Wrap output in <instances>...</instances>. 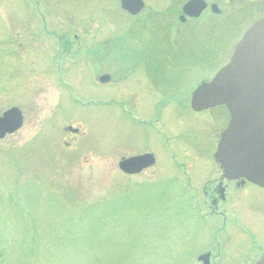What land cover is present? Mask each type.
<instances>
[{
    "label": "rangeland",
    "instance_id": "rangeland-1",
    "mask_svg": "<svg viewBox=\"0 0 264 264\" xmlns=\"http://www.w3.org/2000/svg\"><path fill=\"white\" fill-rule=\"evenodd\" d=\"M187 1L146 0L132 17L119 0H0V115L13 106L26 114L24 127L0 141V264H200L185 230L183 188L190 177L214 178L225 113L196 115L143 90L132 91L142 101L138 110L127 103L136 96L128 88L121 98L119 87L141 86L126 75L138 57L216 55L244 33L264 0H206L222 14L208 9L182 26ZM6 48L18 51L10 57ZM107 73L119 80L107 94L86 84ZM42 78L54 81L51 94L33 84ZM103 96L109 105L99 109L94 103ZM140 111L165 116L168 138L188 154L175 163L160 143L165 129L159 135L136 123ZM69 125L86 132L76 137ZM146 152L156 155L155 166L135 176L121 171L122 159ZM245 199L247 224L264 233V190L251 187ZM202 241L212 244L207 235Z\"/></svg>",
    "mask_w": 264,
    "mask_h": 264
},
{
    "label": "flooded vegetation",
    "instance_id": "flooded-vegetation-1",
    "mask_svg": "<svg viewBox=\"0 0 264 264\" xmlns=\"http://www.w3.org/2000/svg\"><path fill=\"white\" fill-rule=\"evenodd\" d=\"M218 6L220 7L219 3ZM263 15L264 9L260 14L252 17L253 20L247 29L261 19ZM230 47V42L227 45L225 43L221 48L219 47L216 50V55L209 56L200 61L197 60L198 57H188L185 55L138 57L131 67H126L133 70L126 75L129 78L131 77V80L133 78L142 79L141 86L138 84L137 87L133 86L132 83L126 81V78H122L121 81L126 82L121 83L122 88L120 90L123 94L121 97L125 98V95L128 96V94H125L128 88L131 92L143 90L146 93L155 94L157 91L161 95L159 98L163 102L162 104L171 106V101L174 99L177 104H185V107H189L191 110L192 94L203 81L214 78L230 60L232 49ZM121 68L123 69V67ZM106 75L109 76V82L104 84V87L101 85L102 75L95 78L96 80L91 81L94 86L100 87L101 90L104 89L105 93H107V88L110 85H115L119 81L115 82L112 74L107 73ZM196 80L199 81L196 83L194 89H192L191 97L188 98L189 100L185 99V96L189 95L187 93L189 92V85H195ZM189 81L192 82L189 83ZM37 82L40 83L42 90L49 91V94L54 90V81H44L42 78V80L33 81V84H37ZM129 95L136 96V99L138 98L135 93H129ZM137 101V103H131L130 101L127 103L140 110L142 101L139 99ZM127 103H120L121 107L127 105ZM21 109L24 111L23 108ZM222 110L225 113L226 122L222 127H219L218 137L221 129L225 128V125L229 122L228 111L225 107H216L213 110L203 112L210 114ZM140 112L146 117L145 122L147 124L145 126L151 127L152 132H157V125L163 115L155 114L152 117L147 112ZM203 113L194 114L201 115ZM24 120L26 122L25 113ZM216 121L219 122L217 119ZM77 129L79 130L77 133L79 136L84 135L85 132L82 128L77 127ZM213 169L214 171L211 175L214 178L205 179L204 183L195 176L193 178V191H185L184 207L185 212L188 214L185 230L187 234L191 233L188 236L193 239V245L197 249L194 251L198 254V262L200 264H256L264 255V233L251 228L250 223L247 224L246 208L248 205L244 208L242 207V203L246 201L245 196L251 187L261 190H264V188L243 179L235 180L229 178L220 167H218L219 172L217 168ZM244 192L246 193L244 194ZM230 216L232 219H229ZM204 230L206 233L203 232ZM204 235L212 239V244L208 245L202 241V236Z\"/></svg>",
    "mask_w": 264,
    "mask_h": 264
},
{
    "label": "water",
    "instance_id": "water-1",
    "mask_svg": "<svg viewBox=\"0 0 264 264\" xmlns=\"http://www.w3.org/2000/svg\"><path fill=\"white\" fill-rule=\"evenodd\" d=\"M122 7L137 15L144 3L143 0H122ZM205 8L203 0H192L184 11L191 17H199ZM222 105L229 109L231 122L222 134L217 160L228 177H245L264 187V18L246 33L230 64L194 94L196 110ZM22 125L23 117L18 110L5 113L0 118V139ZM153 163V156L147 155L127 160L120 167L133 174ZM258 264H264V258Z\"/></svg>",
    "mask_w": 264,
    "mask_h": 264
}]
</instances>
